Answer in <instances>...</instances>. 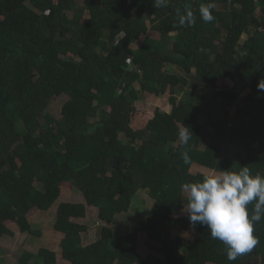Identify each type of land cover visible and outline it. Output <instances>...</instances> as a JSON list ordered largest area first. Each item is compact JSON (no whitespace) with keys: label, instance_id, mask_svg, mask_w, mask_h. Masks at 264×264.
Here are the masks:
<instances>
[{"label":"trees","instance_id":"16d2710c","mask_svg":"<svg viewBox=\"0 0 264 264\" xmlns=\"http://www.w3.org/2000/svg\"><path fill=\"white\" fill-rule=\"evenodd\" d=\"M208 3L214 20L204 22L199 10ZM186 8L195 23L180 26ZM149 30L158 38L132 47ZM222 77L231 85L218 89ZM262 77L264 0H165L163 7L154 0H0V238L14 236L8 221L41 236L29 212L52 209L69 184L85 202L56 207L66 264H264V219L254 224L256 247L229 261L223 242L181 215L182 185L207 176L192 173L194 164L220 173L247 166L264 177ZM184 90L188 113L178 108ZM167 91L171 110L157 109L133 129L135 103ZM61 95L67 100L56 118L48 109ZM215 99L242 104L234 120L228 109L219 120L205 111ZM184 127L193 133L187 145L179 137ZM145 191L151 206L133 231L116 235L105 223L127 214ZM88 205L103 224L85 244L88 227L74 219ZM140 232L160 244L147 242L144 257L135 248ZM15 264L58 262L55 251L39 247L20 251Z\"/></svg>","mask_w":264,"mask_h":264},{"label":"rangeland","instance_id":"374dc122","mask_svg":"<svg viewBox=\"0 0 264 264\" xmlns=\"http://www.w3.org/2000/svg\"><path fill=\"white\" fill-rule=\"evenodd\" d=\"M145 37L158 38V33L156 31L149 30L147 33L143 34L138 39V41L132 45V47L136 48L138 46H144ZM246 38L247 35L243 34L241 41H244ZM176 71L177 69H175V72ZM230 85L231 82L228 79L222 77L217 82L216 88L220 89ZM184 94L185 90L177 94V99L179 100L178 108L182 111L181 113H188L190 111V107L186 102L181 101V99H183L182 96L184 97ZM66 100V95L54 97L49 105V113H51L56 118H60L61 108ZM215 100V104L208 105L205 108V111L215 120L224 119V109H228L230 113V119L234 120L233 117L236 113V110L242 106L241 103H237L234 107H226L225 104H223L219 99ZM135 107L136 113L131 120V126L133 129L137 130L145 126L146 122L153 117L155 110L159 109L166 112L171 110V105L169 104V92L167 91L164 94L158 96L144 94L143 97H141V99L135 103ZM195 111L197 113L201 112L200 109H195ZM205 120L206 117L203 116L202 121ZM231 151L234 152L235 150ZM190 171L192 173L201 172L206 175L221 174L215 170L207 169L195 164L191 167ZM151 200L152 199L149 197L146 191L138 192L137 198L134 200L132 208L129 210V212L127 214L118 216L113 223H105V225L110 226L116 235L133 231L136 221H138L139 217L144 214V211H146L151 206ZM63 201L85 202L81 192L74 186L69 184L62 185L60 198L52 209L44 211L34 208L29 212L27 216L28 221L30 222L33 229L41 231V236L39 237L21 233L14 222L8 221L7 225L11 230L14 231V236L0 238V264H15L20 251L28 250L37 252L39 247H47L52 249L56 253L58 264H66V261L62 258V251L60 247V242L64 237V234L54 229L56 207L59 202ZM184 213L185 211L182 210L181 215ZM74 220L79 223H83L88 227L87 232L82 234L83 243L85 244L96 238L97 229L103 224L100 220H98L97 208L89 205L86 207V216L84 218ZM177 232L178 231H174V234ZM137 235L138 236L135 239V248L142 257L151 251L146 244L147 242H150L157 247L160 245L159 243L151 241L143 232H140ZM187 237H190V235L188 234Z\"/></svg>","mask_w":264,"mask_h":264},{"label":"clouds","instance_id":"9594fccd","mask_svg":"<svg viewBox=\"0 0 264 264\" xmlns=\"http://www.w3.org/2000/svg\"><path fill=\"white\" fill-rule=\"evenodd\" d=\"M154 2L157 7L165 6V0ZM214 7V3L201 5L199 11L204 22L214 20L211 12ZM194 23L193 12L186 8L185 15L179 18V25ZM257 89L264 92V77L259 79ZM192 135L188 127L179 132L184 145ZM182 155L185 164L189 163L187 152ZM182 189L188 194L184 211L191 227L206 226L213 239L226 245L229 261H235L256 247L259 241L253 234L254 224L264 219V177L254 176L247 166H241L235 172L222 170L221 174L207 175L199 182L185 183ZM249 204H253L251 214Z\"/></svg>","mask_w":264,"mask_h":264}]
</instances>
